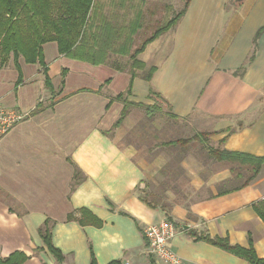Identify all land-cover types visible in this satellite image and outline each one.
I'll use <instances>...</instances> for the list:
<instances>
[{"label": "crops", "instance_id": "0c3cea01", "mask_svg": "<svg viewBox=\"0 0 264 264\" xmlns=\"http://www.w3.org/2000/svg\"><path fill=\"white\" fill-rule=\"evenodd\" d=\"M178 1L131 0L127 15L119 8L122 22L141 14L132 50L143 42L136 46L144 25L172 18L183 6ZM263 27L264 0H190L178 22L136 56L154 72L145 81L136 70L127 100L151 106V90L163 100L159 110L147 115L130 105L116 127L123 102L111 99L128 89L127 57L92 65L60 55L56 43L47 42L50 91L41 66L22 57L16 86L10 56L0 67V104L29 115L0 136V258L22 251L23 264H57L38 234L50 219L62 264H89L91 253L97 264H149L150 257L164 264L147 253L142 230L168 215L196 234L252 245L264 259V222L254 209L264 199V162L246 186L231 190L248 169L211 155L220 149L264 156V29L253 44ZM198 132L210 135L185 147L162 145ZM175 165L184 173L176 174ZM166 166L173 170L164 176ZM184 175L190 192L168 190L167 196L182 198L167 212L139 199L147 180ZM69 214L74 219L67 220ZM176 228L171 249L182 264H248Z\"/></svg>", "mask_w": 264, "mask_h": 264}, {"label": "trees", "instance_id": "16d2710c", "mask_svg": "<svg viewBox=\"0 0 264 264\" xmlns=\"http://www.w3.org/2000/svg\"><path fill=\"white\" fill-rule=\"evenodd\" d=\"M131 0H0V67L4 66L10 56L13 64L17 69L19 76L16 81V86L21 82V72L18 64V58L22 57L26 63H37L41 66L44 73V84L50 91L53 90L50 78L45 67L42 45L47 42H55L57 51L60 55L67 58L88 62L92 65L106 64L111 56L127 57L128 72L130 74V82L125 93H120L111 100L123 102V108L118 119L114 123V127L118 126L128 113L130 105L142 107L147 115L150 112L159 110L161 96L153 91H149L148 96L154 98L155 103L151 106H145L140 103H134L127 100L131 95L133 79L138 76L136 70H141V77L148 81L154 68H145V65L139 61L136 56L141 52L148 42L160 34L166 32L173 27L181 16L184 14L190 0H184L182 8L163 25L154 29V31L146 37L141 45L132 50L134 43V35L141 27V14L132 20L126 22L120 21L126 17ZM124 8L126 15H116L119 8ZM263 28H260L253 39L254 46ZM250 61V59H249ZM248 61V62H249ZM113 63V62H112ZM113 64H116L114 61ZM246 64L239 69L243 70ZM119 68V67H117ZM125 70V67L122 68ZM64 71V70H63ZM173 117V115H170ZM232 131V130H231ZM229 131V132H231ZM209 132H198L191 137L177 138L163 142L162 145L167 146H188L192 141H203L209 137ZM222 142V141H221ZM217 153L211 152L214 159L226 160L235 164V169L239 170L241 166L248 169V173L244 176L243 181L231 190H236L246 186L259 172L261 164L264 162V156L254 157L247 154L229 152L217 149ZM176 174H183V169L180 165L173 166ZM171 166H166L165 170L160 173L172 172ZM234 169H231L233 171ZM78 175L75 167L74 179ZM238 178H241L240 174ZM183 178V177H182ZM188 184V179L183 178ZM154 180V179H152ZM169 180V179H162ZM151 181V179L149 180ZM172 181V180H169ZM148 183H145V188ZM230 190V191H231ZM141 190L139 199L151 208H159L167 212L170 206L164 202H154L148 200L145 196V191ZM222 191L220 194H224ZM228 192V191H227ZM254 209L259 217L264 222V199L254 205ZM74 219L69 214L67 220ZM166 219L172 221L166 215ZM81 224H88V220L78 219ZM179 229L186 230L188 234L193 236L195 240H202L217 246L225 251H228L247 261L248 264H264V259L256 255L252 245L248 248L241 247L236 244H231L226 238L210 237L207 234H196L188 229L185 225H175ZM52 222L46 219L43 225L38 228V234L43 242L44 247L59 263L64 261L63 255L59 249L55 248L51 242ZM28 259V256L22 251H14L5 258H0V264H23ZM42 264H46L43 262ZM89 264H97L92 253L90 255ZM109 264H121L119 261H113ZM149 264H155L150 257Z\"/></svg>", "mask_w": 264, "mask_h": 264}, {"label": "built area", "instance_id": "2783aa9c", "mask_svg": "<svg viewBox=\"0 0 264 264\" xmlns=\"http://www.w3.org/2000/svg\"><path fill=\"white\" fill-rule=\"evenodd\" d=\"M28 115L19 109L4 107L0 104V136L24 121ZM177 232L175 224L167 219L146 225L142 230V235L146 243L147 253L164 264H182L179 257L171 249V241Z\"/></svg>", "mask_w": 264, "mask_h": 264}, {"label": "rangeland", "instance_id": "374dc122", "mask_svg": "<svg viewBox=\"0 0 264 264\" xmlns=\"http://www.w3.org/2000/svg\"><path fill=\"white\" fill-rule=\"evenodd\" d=\"M103 1L107 2L108 0H103ZM180 1L181 0H179L178 2H180ZM164 23H165L164 20H159V19H158V21L150 23V24L146 23L144 25V28L140 31V33L136 37V39H137L136 40V46H139L142 40H144L146 37H148V35L154 29H156L157 27L163 25ZM124 62H125V60H123V63ZM132 138H134V136H131V135L130 136H125L122 139V142H125L127 140H131ZM184 177L186 179H188L185 175L183 176V178ZM183 178L181 177L177 181H169V180L165 181V180H162V179H154V180L151 179V181H149L150 180L149 179V180H147L145 182L146 184L148 183L147 187L145 188L143 186L142 190L145 191L144 194H145V196L147 197L148 200H151V201H154V202H159V203L164 202V203L168 204L169 206H171V204H173L174 201H176L177 199L179 200L182 197L179 196L178 193H176V196L174 195L173 197L172 196H167V191L168 190L172 189L174 192H178V191H181V192H184V193L188 192V194L190 192L189 183L186 184ZM188 182H189V180H188ZM176 183L178 184L177 185L178 189L176 187ZM171 197H172V199H171Z\"/></svg>", "mask_w": 264, "mask_h": 264}]
</instances>
